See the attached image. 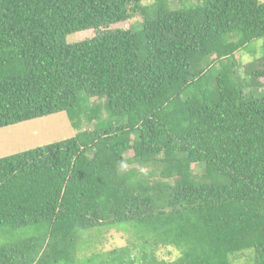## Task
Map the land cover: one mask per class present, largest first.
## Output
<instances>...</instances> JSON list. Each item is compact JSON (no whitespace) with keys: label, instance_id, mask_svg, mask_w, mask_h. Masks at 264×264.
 Listing matches in <instances>:
<instances>
[{"label":"trees","instance_id":"16d2710c","mask_svg":"<svg viewBox=\"0 0 264 264\" xmlns=\"http://www.w3.org/2000/svg\"><path fill=\"white\" fill-rule=\"evenodd\" d=\"M142 2L0 0V129L75 131L0 159V232L36 229L0 264H264V3ZM98 229L132 241L79 260Z\"/></svg>","mask_w":264,"mask_h":264},{"label":"rangeland","instance_id":"374dc122","mask_svg":"<svg viewBox=\"0 0 264 264\" xmlns=\"http://www.w3.org/2000/svg\"><path fill=\"white\" fill-rule=\"evenodd\" d=\"M264 3V0H259ZM151 0H143V5H148ZM139 19V18H138ZM138 19H132L127 23L111 26L109 29H128L131 25L137 23ZM96 36L95 31L87 30L79 32L69 37V42H78L85 39H90ZM255 51L237 57L236 60L239 69L242 71L247 65L254 64L255 59L261 55V41L254 42L250 45ZM242 67V68H241ZM245 72V70H244ZM264 84V79L260 80ZM75 131L71 128L70 123L65 113H58L40 119L23 122L17 125L9 126L0 129V159L7 158L16 154H21L26 151L34 150L46 145L61 143L67 139L73 138ZM195 175L201 174L202 169L192 166ZM36 229L22 228L13 234H5L0 232V245L17 242L19 240L33 237ZM85 243L81 245V250L78 252L79 260H87L108 253L115 249L126 247L132 241L130 232L116 229H98L96 231L86 232L84 234ZM156 256L166 261H172L179 256L178 252L169 250V252L158 250Z\"/></svg>","mask_w":264,"mask_h":264}]
</instances>
